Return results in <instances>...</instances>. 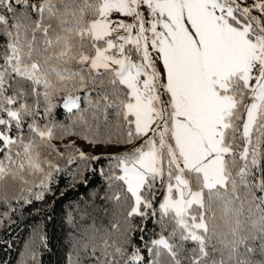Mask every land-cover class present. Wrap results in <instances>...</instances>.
<instances>
[{
    "label": "snow or ice",
    "instance_id": "1",
    "mask_svg": "<svg viewBox=\"0 0 264 264\" xmlns=\"http://www.w3.org/2000/svg\"><path fill=\"white\" fill-rule=\"evenodd\" d=\"M24 210L17 264L53 239L58 264H264V0H0V230Z\"/></svg>",
    "mask_w": 264,
    "mask_h": 264
},
{
    "label": "trees",
    "instance_id": "2",
    "mask_svg": "<svg viewBox=\"0 0 264 264\" xmlns=\"http://www.w3.org/2000/svg\"><path fill=\"white\" fill-rule=\"evenodd\" d=\"M62 187V186H61ZM77 196L76 192L69 194V199H75ZM66 203V201H64ZM60 208H57L55 224L46 222V231L49 236L55 234L59 236L60 225L59 216ZM17 223L7 228L6 230H0V239L5 243H0V261H7L8 264H17L19 259V253L22 251L25 241L28 239L31 229L38 223H45L41 216L36 215L34 212L29 215L28 210H24L21 215L19 212L16 216ZM52 244L55 246V250L46 253L43 257L44 264H58L60 260V253L62 249L59 246L58 239H53Z\"/></svg>",
    "mask_w": 264,
    "mask_h": 264
}]
</instances>
